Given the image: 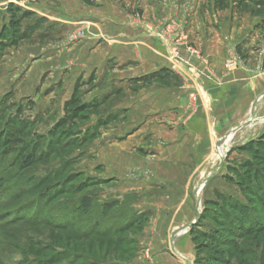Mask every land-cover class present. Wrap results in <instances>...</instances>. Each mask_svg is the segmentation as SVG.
Here are the masks:
<instances>
[{"label": "rangeland", "instance_id": "374dc122", "mask_svg": "<svg viewBox=\"0 0 264 264\" xmlns=\"http://www.w3.org/2000/svg\"><path fill=\"white\" fill-rule=\"evenodd\" d=\"M153 1L133 6L124 0H97V5L111 6L110 12L115 13L110 16L129 28L149 21L146 13L152 18V13L160 10V3L167 0ZM204 2L202 19L209 25L215 22L216 9L212 0ZM228 3L225 11L216 10L217 24L232 22L235 28L248 24V39L259 27L264 35V0H245L240 8L233 0ZM97 5L89 8L80 0H0V264H33L65 251L70 256L82 255L85 263L93 264H264V205L258 204L264 201V96L255 107L250 105L243 119L255 122L238 131L224 146V154L226 149L228 152L220 170L199 194L206 168L220 160L217 142L210 145L193 175L161 163L147 164L151 168L146 169L138 155L158 154L162 149L158 141L161 134L154 135L152 130L157 127L149 126L160 119L146 117L145 105L151 101L144 91L138 97L134 93L161 83L140 79L127 91L125 79L108 89L112 95L98 96L96 80L86 70L83 48L89 40L95 47L108 44L96 35L100 26L86 20H97L101 13L94 10ZM154 19L156 24L162 22ZM261 40L264 42V38ZM191 44H186L183 54L200 55ZM167 58L174 71L178 72L181 65L188 72L193 68L190 60L181 59L174 45H170ZM72 76H78L73 84ZM186 80L194 85L192 78ZM119 86L122 90H117ZM72 98L88 109L72 126L64 127L75 132L72 139L69 133L54 135L55 126L64 116V105ZM190 100L193 104V96ZM34 138L39 139L38 145L22 151L33 156L32 162L24 165L18 161L17 152ZM19 183L28 187L17 196ZM247 186L249 192L243 190ZM81 198L87 209L81 208ZM228 199L247 209L256 208L248 212L249 225L230 216L223 218L220 210L205 207L207 202ZM29 203L35 208L30 216L36 213L39 219L7 226L21 218L25 213L21 208ZM43 216L50 218L48 222H40ZM59 219L82 220L86 225L107 220L113 230L127 228L131 222L135 225L122 235L112 234L113 239L124 241L106 255V244L96 245L99 239L78 242L75 232L48 226ZM192 223L191 228L208 239H198L193 245L191 228L186 229ZM180 228L182 234L175 236ZM185 238L187 259L177 253ZM121 247L128 249L129 259L121 254ZM61 260L54 264L71 262Z\"/></svg>", "mask_w": 264, "mask_h": 264}, {"label": "crops", "instance_id": "0c3cea01", "mask_svg": "<svg viewBox=\"0 0 264 264\" xmlns=\"http://www.w3.org/2000/svg\"><path fill=\"white\" fill-rule=\"evenodd\" d=\"M124 1L133 6L154 3L153 0ZM181 1L160 3V10L156 7L158 11L152 13V18L146 13L149 21L123 28L121 21L110 16L115 13L114 10L110 12L111 6L102 8L96 0L94 6L98 9L94 10L101 13L97 20H86L100 26L96 35L102 36L108 44H96L95 47L89 40L83 48L86 70L91 71L96 80L99 97L106 96L109 88L120 85L125 79V90L128 91L133 84L140 83V79L161 74V84L152 83L134 93L138 97L144 91L147 100L151 101L145 105L146 117L160 121L150 125L148 120L145 125L158 128L152 133L161 134L158 141L162 145L158 154L138 155V158L148 170L151 167L147 168V164L161 163L167 167L178 166L193 175L208 154L210 145L244 123L250 105L264 93V69L261 68L264 65V42L261 40L264 35L259 27L255 29V39H248V24L236 25L237 28L232 22L217 24L216 10H213L215 22L208 25L202 19L205 0ZM154 17L162 22L156 24ZM262 27L264 29V25ZM187 43L197 47L200 55L183 54ZM170 45L179 49L181 59L192 62L191 72L182 65L178 72L171 69L167 58ZM116 64L121 66L114 67ZM77 78L70 77L71 84ZM187 78L193 79V86ZM190 96H193V104ZM129 155L131 157V152ZM182 230L178 229L175 236L182 234ZM187 242V238L182 240L177 249L183 259L189 255Z\"/></svg>", "mask_w": 264, "mask_h": 264}, {"label": "trees", "instance_id": "16d2710c", "mask_svg": "<svg viewBox=\"0 0 264 264\" xmlns=\"http://www.w3.org/2000/svg\"><path fill=\"white\" fill-rule=\"evenodd\" d=\"M234 2L238 3V8L242 7V2L245 0H233ZM246 1H251V0H246ZM80 2L82 4H84L85 6L91 7L94 5L95 0H80ZM229 0H212V3L215 7V9L217 11H225L228 7H229ZM29 14H24L23 16H28ZM11 28L15 29L16 25H14L13 23L11 24ZM5 34V30L4 32H2V35ZM2 38V36H0V39ZM3 44L1 43L0 46H2ZM161 74L160 73H156L153 74L152 76L145 78L144 80L147 81H161ZM88 106L84 103H79L77 102L74 98H72L70 101L66 102L64 105V116L59 120V122L57 123V125L55 126L54 129V135H56L57 133H64L65 135H67L68 133L71 134L69 135V138L72 139V136L75 132L70 133V130H64L65 126H72V123L74 121H76L77 119H79V115H83V113L85 111H87ZM22 128V127H20ZM57 137V136H55ZM35 141L33 143H30L29 146H23V148H21V150H19L17 152L18 155V161H20V163H23L24 165H28L29 163L32 162L33 160V156L30 155V152L27 153H23L22 151L25 148H29L31 150H33L39 143V139L37 140L36 138H34ZM82 140V138L80 139ZM3 141V140H2ZM262 143H264V137L262 138ZM256 144V143H255ZM255 144H251V147H254ZM45 153H42L41 156L45 157ZM256 157V156H254ZM26 187H28L26 184L24 185L23 183H19V185L16 186V191L17 192V196L20 195L22 193V191H24L26 189ZM245 189H247L249 192L250 189L248 188H243V190L245 191ZM54 197L56 194H53ZM58 195V194H57ZM51 194L47 195V197H50ZM14 197V196H13ZM81 201V208L84 207L85 209L88 208V206L83 205V198L80 199ZM263 200H260L258 202L259 205H264ZM262 203V204H261ZM31 203H29V205L23 206L21 208L22 212H25L24 214H22V216H20L21 218L18 219H14L11 220L10 222L7 223V226H11L13 224L16 223H20V222H24V223H33L35 220H37V218L39 219V217H37V214H33V216H30L32 212H34V209H32V207H34L33 205H30ZM206 209L210 208H215L216 210H220V214L221 217H228L230 216L232 219H235L236 221H240V223L244 224H248L249 223V219H250V215L248 214V212L251 211H257L256 208L252 207V208H248L246 206H239L238 204L233 203L230 199L225 200V201H221V202H207L206 203ZM264 209V208H263ZM76 212V209L72 210V213L74 214ZM144 218V217H143ZM50 218L49 217H45L43 216L42 218H40V222L42 221H46L48 222ZM73 219V218H72ZM221 219V218H220ZM246 221V222H245ZM248 221V222H247ZM254 221V220H253ZM51 224H49L48 226L54 227L55 229L58 230H62L65 232H75V241L77 240L78 242H84V241H88L89 239H99V241L96 243V245L98 247H103L104 244H106V255H110L111 253V247L112 249H118L119 246L122 245L123 243V239L120 240H116V238H112V234H116L115 232L118 233V235H122L124 233H127L128 231L131 230V228L133 227V225H135V222H131L130 225L127 228H119L120 230H113L112 228V223H108L107 220H96L93 223L90 224H85L84 221L82 222V220L78 221L77 219L74 220H61L59 219L58 221L55 222H50ZM231 223H229L230 226ZM100 225L102 226V228H100ZM249 225V224H248ZM190 237H191V242L193 243V245H195L198 241V239H208L204 233L199 232L198 230H195L194 228H191L190 230ZM132 243L129 242V245H131ZM95 244H91V248L92 249H97V246ZM123 249V247H121ZM77 249V248H75ZM116 253H118L116 251ZM115 253V254H116ZM121 254L123 256H127L128 259L130 258V253L128 252V249H123L121 251ZM61 259H69V261H71L69 264H74L78 261H84L81 264H93V262H88L85 263V258L82 255H75V256H70L65 252H62V254L60 253H55L53 256L47 258V260H41V261H37V262H33V264H54L55 262H59L62 261Z\"/></svg>", "mask_w": 264, "mask_h": 264}, {"label": "water", "instance_id": "95a60500", "mask_svg": "<svg viewBox=\"0 0 264 264\" xmlns=\"http://www.w3.org/2000/svg\"><path fill=\"white\" fill-rule=\"evenodd\" d=\"M264 96V93H262L261 95H259L255 101L253 102V106L255 107L258 102L260 101V99ZM255 121L253 119H248L246 122L239 124L238 126L234 127L233 129H231L228 133H226L216 144V147H220L222 145L225 144V142L227 141L228 137L235 135L238 131H240L242 128L249 126L251 124H253ZM228 150L225 151L224 157L220 158V160L217 162L216 166H213L211 168H208L205 172L206 175V179L203 182V185L206 184V182L210 179V177L212 175H214L215 173H217L222 165V160L225 158L226 154H227ZM195 223V222H194ZM194 223L189 224L186 229H190L192 227V225H194Z\"/></svg>", "mask_w": 264, "mask_h": 264}, {"label": "bare ground", "instance_id": "6f19581e", "mask_svg": "<svg viewBox=\"0 0 264 264\" xmlns=\"http://www.w3.org/2000/svg\"><path fill=\"white\" fill-rule=\"evenodd\" d=\"M232 138V136L231 137H228V139H227V141L225 142V144L224 145H222V146H220L219 148H218V150H219V156H218V158H222V156H223V154H224V146L228 143V141L230 140ZM227 150V149H226ZM202 187H203V184H201V186L198 188V192H197V194H199V191L202 189ZM184 231H185V229H184Z\"/></svg>", "mask_w": 264, "mask_h": 264}]
</instances>
